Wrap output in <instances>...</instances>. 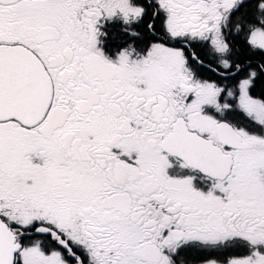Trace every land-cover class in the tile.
I'll return each mask as SVG.
<instances>
[{
	"label": "snow or ice",
	"instance_id": "snow-or-ice-1",
	"mask_svg": "<svg viewBox=\"0 0 264 264\" xmlns=\"http://www.w3.org/2000/svg\"><path fill=\"white\" fill-rule=\"evenodd\" d=\"M0 264H264V0H0Z\"/></svg>",
	"mask_w": 264,
	"mask_h": 264
}]
</instances>
